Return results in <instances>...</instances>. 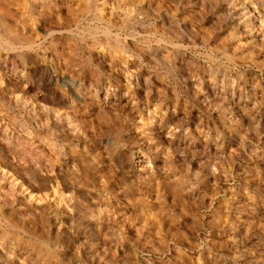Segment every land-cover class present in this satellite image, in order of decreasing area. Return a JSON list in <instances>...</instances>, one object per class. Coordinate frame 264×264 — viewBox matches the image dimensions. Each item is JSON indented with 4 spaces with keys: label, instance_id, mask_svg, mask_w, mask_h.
Wrapping results in <instances>:
<instances>
[{
    "label": "rangeland",
    "instance_id": "obj_1",
    "mask_svg": "<svg viewBox=\"0 0 264 264\" xmlns=\"http://www.w3.org/2000/svg\"><path fill=\"white\" fill-rule=\"evenodd\" d=\"M25 1L0 17V160L67 202L0 179V264H264V0ZM34 60L83 100L40 101Z\"/></svg>",
    "mask_w": 264,
    "mask_h": 264
},
{
    "label": "bare ground",
    "instance_id": "obj_2",
    "mask_svg": "<svg viewBox=\"0 0 264 264\" xmlns=\"http://www.w3.org/2000/svg\"><path fill=\"white\" fill-rule=\"evenodd\" d=\"M22 1V0H21ZM20 0H0V17H9L10 19L15 21L19 19L23 15V11L26 7V1L22 4ZM134 1V0H133ZM122 2V1H121ZM25 5V7H24ZM101 14V12H100ZM6 27L7 31L9 33H14L12 29L9 26H6L5 24L3 25ZM2 27V26H1ZM22 36L24 37L25 42L31 43L33 41L32 35L31 34H23ZM23 40V39H22ZM115 52H120L119 47L114 46ZM99 58V55H98ZM32 62V61H31ZM32 64L33 68L31 67V72L34 73L37 69L42 68L43 73L39 77V82L41 81L42 84V93L38 95V98L40 101L45 102L47 104H50L51 106H68L70 102L74 103L71 108H75L76 104H79L81 99V94L74 93L72 94V99L74 100H69L64 97L61 94L60 87H67L70 90H80V85L73 79H71L67 75L59 74L55 71L54 68L51 66L43 65V63H40V61L34 60ZM108 69H112V66L110 64L107 65ZM16 78V77H15ZM15 78H9V80L6 82V89L9 88V92L12 94V91L14 93L20 92L21 94H28L31 91V83L27 80V78H21L15 79ZM4 82V83H5ZM2 85V84H1ZM5 86V84H4ZM11 89V90H10ZM94 97L95 100L97 101V104L102 105L104 107H111V106H120L123 104V90L121 91L120 87H114L110 84H103L100 86H97L95 88ZM126 94V93H125ZM21 107H23L24 110H26V107L24 106V103H20ZM71 105V104H70ZM126 105V104H125ZM134 105V104H133ZM48 114L47 117L51 121L52 125L54 127H59V125H62V118L59 113L47 110ZM66 132V131H65ZM68 132V131H67ZM68 134V133H66ZM65 134V135H66ZM158 135L161 134V132H157ZM143 155L140 152H134L133 156L131 158V163L139 165L143 159ZM0 165H1V174H0V179L3 180V177L6 178L7 174H10L14 176L13 179H10L8 184L12 186V189H15V187H22V193L23 195H28L29 198L31 196H38L39 193L42 191H47L48 193L46 195H43L45 198L47 196H50V194L55 195L58 202H67L66 199L67 197L65 196H60L61 194L58 192V186L52 184L51 180L48 179L47 175H40L37 177H34L33 175L29 176L26 174L21 173L18 168L14 165L13 161H2L0 160ZM47 176V177H46ZM35 182L39 183V185H36ZM27 196V197H28ZM25 202L27 200L23 198ZM41 203H34V208L35 210H40L42 209ZM59 204V203H58ZM41 207V208H40ZM9 234L6 233V231L2 230L0 231V238L4 239L5 237H8ZM15 241H20L21 238L14 237ZM14 241V239H13ZM14 264H24L23 258L20 260V255L19 253L13 257Z\"/></svg>",
    "mask_w": 264,
    "mask_h": 264
}]
</instances>
